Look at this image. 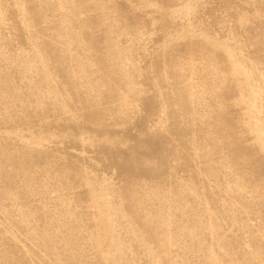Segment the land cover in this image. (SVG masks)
I'll return each mask as SVG.
<instances>
[{"label": "rangeland", "instance_id": "1", "mask_svg": "<svg viewBox=\"0 0 264 264\" xmlns=\"http://www.w3.org/2000/svg\"><path fill=\"white\" fill-rule=\"evenodd\" d=\"M0 264H264V0H0Z\"/></svg>", "mask_w": 264, "mask_h": 264}]
</instances>
